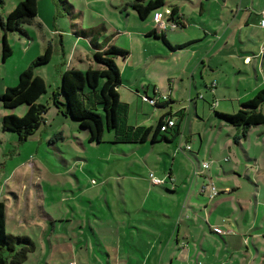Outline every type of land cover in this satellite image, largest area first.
Here are the masks:
<instances>
[{"label":"rangeland","instance_id":"obj_1","mask_svg":"<svg viewBox=\"0 0 264 264\" xmlns=\"http://www.w3.org/2000/svg\"><path fill=\"white\" fill-rule=\"evenodd\" d=\"M21 1L23 0H0V18L5 20ZM134 1L37 0V16L33 24L23 25L22 34L6 32V42L12 52L6 60L2 57L4 30L0 26V95L7 88L17 86L20 73L37 57L43 55L48 43L53 50L50 62L34 70L35 75H39L46 84V93L38 103L47 108L44 120L34 135L26 141H19L15 134L3 131L2 118L6 115L22 117L27 107L22 105L15 109H4L0 101V202L6 206V233L29 238L34 245L23 264H160V260L153 259L154 255L146 260L145 255L140 252L139 248L146 245L143 243V235L138 234L136 228V212H130L137 208L132 205V200L136 204L140 198L129 177L137 178L139 175L147 178V171L137 167L128 170V158L124 154L130 156L132 153L128 152V148H123V145L114 144L112 132H105L102 143H89L87 131L79 130L78 124L71 118L58 114L51 102L53 91L60 86L62 70V73L69 69L85 72L91 65V61L89 66L86 61L79 63L80 55H88L90 60L92 56L88 50V41L75 33L89 29L99 31L100 41L105 37H113V40L117 39L113 45L122 49L123 37L119 34L127 26L135 29L137 25L152 30L155 27L156 11L164 14L168 7L175 5L185 15V29L169 28L165 32L167 34L176 35L189 28L202 27V21L210 25L209 28L213 32L218 33L214 37L216 41L226 28L233 31L234 37L229 42L237 47L239 44L244 47L241 42L248 46L246 52L250 54H245L250 55L259 70L257 79L251 67L250 70H243V61L226 60L218 69L219 73H212L207 68L204 70L206 77H203L199 69L196 86L189 77H184L180 95L171 98L168 97L171 84L161 77L159 70L143 69L147 80H152L147 86L148 94L145 97L155 100L153 87L156 86L157 94L161 90L158 94L159 100L173 107L172 111L184 108L187 113L183 125H186L187 132L192 130L194 133L199 128V132L207 135V143L205 141L203 145L205 153L214 139L213 136L220 135V139L225 141L230 134L228 126L220 125V118L216 113L234 114L241 108L242 103L253 99L264 89V72L261 67L264 49V23L261 22L264 16H257L256 22H248L250 12L242 7V16L238 20L235 18L233 22V15H236V7L233 6L238 0H228L232 8H227V16L220 14L219 5L222 0H219L220 4L215 1L212 4L204 3L202 16L199 14L200 1L164 0V7L152 11L145 20H140L131 7ZM69 4L73 6L72 9ZM246 9L250 10V7ZM188 16L195 17L194 21L188 20ZM202 33L204 35L203 31ZM209 38L212 40L211 36ZM150 40L154 42L153 38ZM162 43V40L157 42L166 51ZM236 53L238 56V52ZM117 62L115 61L116 65ZM175 64V67L181 66L179 62ZM246 73L251 76L245 75ZM153 80L156 83H153ZM174 81L172 86L175 92L179 78L174 77ZM139 91L144 96L145 90L139 87ZM197 94L200 99L196 100L198 102L195 105ZM140 103L145 111H157L150 102L144 101L143 104L140 100ZM133 108L135 109V106L131 111H134ZM257 110L264 113V103ZM194 139V142L187 143L190 146L187 150H184L187 145L182 140L172 144H159L154 147L153 153L150 150L149 153L160 160L152 163L156 172L165 176L162 159L167 162L168 172L173 156L177 157L174 171L178 170L184 161L186 170L192 172L194 167L198 169L197 166L204 163L203 160L208 157L202 159L198 135H195ZM233 145L239 154V161L227 157L214 167H218L219 176L225 172L227 177H232L226 185L239 181V199H250V206L240 202L243 208L247 209L244 215H247L250 223L255 224L246 232L241 229L243 236H234L230 246L225 244L226 236L209 235V238L218 240L223 252L219 256H216L215 252L212 263L200 259L193 260L191 264H264V126L251 128L248 137L242 139L240 145ZM150 146L149 142L147 148L150 149ZM124 149L127 152L123 153ZM245 152H248V156ZM191 153L197 154V158ZM136 155L138 156V153ZM222 156L226 155H221L219 160ZM231 166L237 167V175L229 171ZM211 167L205 171L207 174H211ZM215 175L213 179L216 187L220 189L223 184ZM135 183L133 184L136 185ZM153 187L163 193L165 191L159 186ZM123 190L130 192V195L124 197ZM149 202H152V199H149ZM157 202L160 203L159 200ZM125 204H128L130 211ZM240 210L242 211L238 204V214ZM242 215L243 212L238 215L239 218ZM255 235L257 237H254ZM246 238L248 242H244L243 239ZM24 246L28 247L18 245L17 249ZM163 262L168 264L169 260Z\"/></svg>","mask_w":264,"mask_h":264},{"label":"crops","instance_id":"obj_2","mask_svg":"<svg viewBox=\"0 0 264 264\" xmlns=\"http://www.w3.org/2000/svg\"><path fill=\"white\" fill-rule=\"evenodd\" d=\"M194 1H200V16H202L204 12V3L212 4V2L215 1L220 4L219 0ZM238 1L239 2H236L235 6H233L236 7V15H233V22L235 18L238 20L242 16V7H245L244 9L250 12L248 22L250 20L256 22L258 20L257 16H262L263 18L264 0ZM220 2V14L227 16V8L231 9L232 5L228 0H222ZM248 6L250 7V10L246 9ZM175 7L179 12L180 22L183 24L179 29H185V15L180 11L178 6L175 5ZM233 12L234 11H231V13ZM253 16L255 17L254 19H252ZM187 19L194 21L195 17L188 16ZM262 21L263 22L261 23H264V19ZM200 24L204 26H199L194 29L189 28L185 32L176 35H173V33H163L168 42V45L162 43L165 46L166 51L157 44V42H160V38L154 36L148 37L147 34L154 31V29L148 30L145 27L143 28L136 25L135 29H130L127 26L122 33H118L119 36L123 37L124 46L122 49L129 53L127 58H118L116 60L118 61L117 66L122 78V84L118 89V93L120 95V100L126 103L129 108L127 117L128 125L131 127L155 128L160 121L166 122L168 119H173L177 124H180V134L173 141H158L156 143L147 141L140 144L114 143L117 145H123V148H128V152L132 153L130 156L124 154L125 157L128 158L127 165L129 166V171L137 167V169H143L149 174L148 176L146 172H143L147 175V178L139 177V175H137V178L129 177L140 200L136 204L134 203V200H132V205L137 206V208L132 211L129 210L128 204L125 205L130 212H136V214H134V217H137L136 228L138 234L143 235V243L146 245L143 248H139L140 252L145 255L146 260L150 259L151 255H154L153 259L160 260V264H166L163 262L165 260H169V262H167L168 264H191L190 262L193 260L200 259H205L212 263L215 252H217L216 256H219L223 252V249L220 247L218 240L209 238V235L212 236V234H217L221 237L226 236V239H224L225 244L230 246L234 238H241L243 236V233L240 231L241 229L246 232L247 230L252 229L255 224V222L250 223L247 215H244V212L247 209L243 208L242 204L244 203V205L250 206V199H239V181H236V184L232 183L226 185L227 182L232 180V177H227L225 172H223L224 175L219 176L217 171L218 167H214L216 163L227 159V157H233L234 160L237 159L239 161V154L236 151L237 149L233 148L234 143L232 140L233 136L236 134V130L231 126H228L223 120H220L219 122L222 127H229L230 134L228 133V139L226 138L224 141L220 139V135L213 136L214 139L210 136L212 140L208 145L209 148L207 153H205L203 145L205 141L207 143V135L204 136V134L199 132V128H197L194 133L192 130L188 133L186 125H183L187 111H185L184 108L182 110L172 111L173 107L169 106L165 101L159 100L158 94L161 93V90L160 93L157 94L156 86L153 87V92L155 94V100L160 104L159 107H155L157 111H145L144 106L140 103L141 100V102L145 104L142 98L148 94L146 93L147 86L152 83V80H147L148 77L143 71L144 68L149 70H159L161 77H164V79L171 84L170 93L168 95V97L170 96L171 98L172 96L176 98L180 93V87L181 83L184 82V77H189L191 82L196 86L195 80L199 69H201L200 75L203 77H206L204 70L207 68L210 69L212 73H219L220 70L218 69L226 60L238 59L243 61V66H245L243 70H250L249 67H251L255 78H258L259 70L255 67L254 61L251 59L250 55H248L250 52H246L248 51V46L241 42L244 47H240V44L237 47V45L229 42V40L234 37L233 31L226 28V30L218 36V40L216 41L214 37H216L218 33L213 32L209 28L210 25L207 23L204 24L202 21ZM201 30L204 32V35ZM209 33L211 34L209 35ZM157 36L159 37L160 34H157ZM209 36L212 37V40ZM105 38H108L111 44L117 40H113V37ZM150 38H153L156 43L151 41ZM221 41L224 42L220 43ZM181 45L184 47L177 48ZM88 50L91 55L90 48ZM236 52H238V56ZM84 61L87 62L88 66L90 65L91 60L88 55L85 57H82L81 55L79 56V63L81 64ZM175 62L181 63V66L175 67ZM89 67H94L92 62ZM261 67L263 70L262 72H264V59ZM62 71L60 72V77ZM245 75L251 76L248 73ZM174 77L179 78V83L176 86L175 92L174 86H172L173 82H175ZM153 83L156 82L153 80ZM139 84L140 86H138ZM139 87L145 90L144 96L143 94H140ZM160 99H162V97ZM199 99L200 95L197 94L194 100L196 102V100ZM197 102L195 105H197ZM134 106V111H131V108ZM195 112L198 114L197 111ZM195 135H198L200 140L201 151H199L203 154L202 159L208 157L207 160H203L204 163L208 162L210 167L212 166L211 169L213 168L211 174L205 172L210 170V167L209 169L204 170L201 168L200 164L198 165V163V169L194 167L192 172H190V170H186L185 168V161L181 162L178 170L174 171L173 167L177 159L176 156L171 158V165L168 172H166L167 162L162 159L165 176H161L160 173L156 172L157 170L152 166V163L156 161L160 162V160L152 154L155 151L154 147L163 143L172 144L179 140L184 141L187 145V143L189 144L195 141ZM165 136L172 139L171 133H167ZM149 142L151 143L150 149L147 148ZM238 145H240V143ZM187 147L190 148V146L187 145L184 150H187ZM150 150L152 153H149ZM122 151L124 153L126 150L124 149ZM138 151L141 152V155H139ZM137 153L138 156L136 155ZM191 154L195 159L198 156L195 153ZM221 155L226 156H222L223 158L219 160ZM245 155L248 156V152H245ZM216 160L219 161L217 162ZM219 165L221 166V164ZM235 165L237 164L235 163ZM221 169L224 171L223 167H221ZM236 170V166H231L229 169L234 175H237L235 173ZM214 174H216L215 176H217L218 181L223 184L220 189L216 187L213 179ZM150 176L151 178L149 180ZM152 177L160 180L161 184H153ZM135 182H137V184ZM209 183H213L218 191V195L213 199L209 197L208 192H201L202 188L208 186ZM153 186L164 188V193ZM123 191L122 195L124 197L130 195V192L127 193V190ZM164 194L166 195L164 196ZM149 199H152V202H149ZM157 200H159L160 203H158ZM237 203L242 209L239 214L243 212L244 215L240 218L237 213ZM218 231H221V233H218ZM237 231H239V233ZM254 237L257 236L255 235ZM243 240L244 242H248L247 238L246 240Z\"/></svg>","mask_w":264,"mask_h":264},{"label":"trees","instance_id":"obj_3","mask_svg":"<svg viewBox=\"0 0 264 264\" xmlns=\"http://www.w3.org/2000/svg\"><path fill=\"white\" fill-rule=\"evenodd\" d=\"M67 3V1H66ZM164 0H135L131 3L132 9L140 20H145L149 14L164 7ZM72 9V6H69ZM173 16L178 12L175 6L171 7ZM158 12V11H156ZM37 16V0H23L5 20L0 18V26L4 30L2 57L4 60L12 54L7 42L6 32L23 33V25H31ZM86 39L90 45L91 62L85 72L78 69H69L61 74L60 86L53 91L51 102L58 114L71 118L78 124L81 131H87L89 143H102L106 131L114 134V143H144L150 141H173L180 134V124L161 131L163 121L155 128L131 127L127 123L128 105L120 100L118 89L122 84L121 73L115 61L125 59L129 53L110 43L108 38L100 41V32L93 29L75 33ZM25 35V34H24ZM148 36L160 38L168 45L163 34L159 37L152 31ZM178 46L177 48H183ZM52 46L48 43L43 55L32 61L29 67L19 75L18 84L14 88H7L0 95L4 109H15L22 105L27 107L22 117L6 115L2 118V129L13 133L19 141H26L40 128L47 108L39 104V99L46 93L44 80L35 75L34 70L47 65L52 58ZM264 59V49H263ZM264 103V89L255 97L241 104V108L234 114L216 113L220 120L236 130L233 143L238 145L247 137L253 127L264 126V113L257 109ZM155 107H159L156 102ZM171 133L172 139L165 134ZM6 206L0 202V264H23L27 254L34 249L29 238L15 237L5 231ZM18 245H28L17 249Z\"/></svg>","mask_w":264,"mask_h":264},{"label":"built area","instance_id":"obj_4","mask_svg":"<svg viewBox=\"0 0 264 264\" xmlns=\"http://www.w3.org/2000/svg\"><path fill=\"white\" fill-rule=\"evenodd\" d=\"M154 23H155V27H154V32L156 34H163L165 33L169 28L170 29H178L181 28V23H180V15L179 13H177L175 16H173V10L171 8H167L164 12V14L156 12L154 15ZM143 101L145 102H150L151 104H153L155 106L156 104V100H148L146 97L142 98ZM176 122L173 119H168L166 122L163 123V125L161 126L160 130L161 131H166V129H169L173 126H175ZM187 149H189V147H187ZM210 164L207 162L202 163L201 164V168L204 170L209 169ZM152 183L159 185L161 184V181L153 178L152 177ZM202 193L204 192H208L209 193V197L211 199H213L214 197H216L218 195V191L215 188L213 183H209L208 186L203 187L201 190ZM217 231V230H216ZM218 233H221V231H218Z\"/></svg>","mask_w":264,"mask_h":264}]
</instances>
